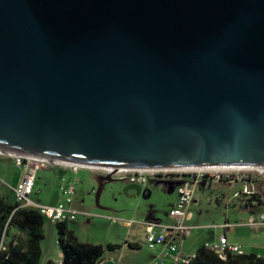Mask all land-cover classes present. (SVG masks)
<instances>
[{
	"label": "water",
	"instance_id": "95a60500",
	"mask_svg": "<svg viewBox=\"0 0 264 264\" xmlns=\"http://www.w3.org/2000/svg\"><path fill=\"white\" fill-rule=\"evenodd\" d=\"M0 153L264 170V0H0Z\"/></svg>",
	"mask_w": 264,
	"mask_h": 264
},
{
	"label": "crops",
	"instance_id": "0c3cea01",
	"mask_svg": "<svg viewBox=\"0 0 264 264\" xmlns=\"http://www.w3.org/2000/svg\"><path fill=\"white\" fill-rule=\"evenodd\" d=\"M20 168L21 175L12 178L14 184L9 186L10 189L14 188L21 180L24 168ZM38 171L52 180V183L47 188L48 192L45 194V199L40 205L53 207L61 201L59 194L60 176L65 175L67 179L74 182L75 194L73 201L70 204H65V207L77 212L76 218L73 221H69L68 225L79 241L102 246L120 244V249L104 252L103 262L112 261L113 264H133V259H130V257L134 255L135 250L141 247L138 235L142 236L144 240L146 237L144 222L150 220L161 224L170 223L168 214L163 221L156 214L153 206L149 207L142 203V201L151 198L153 194L151 188L159 184L158 182L151 183L146 188H142L150 190L151 194L148 198L137 195L133 190L126 188L123 190L115 188L114 190V186L105 184L99 195L98 203L95 202L98 206L102 203L103 206L100 209L104 212L94 213L93 211L86 210V208L90 207L84 203L85 196L89 193V190L94 192L95 198L99 173L87 170L90 179L89 181H83L76 176L78 174L74 177V175H67L69 173L63 174L58 169H40ZM38 178V173H36L35 185ZM202 184L204 185L202 193H204L205 189L210 191L213 188L216 192L211 197L202 198V196L197 194V189L199 191L200 189L194 186L195 184L191 186L194 192L193 201L187 209L184 219L185 225L191 227V232L189 236L177 242L180 252L185 256L193 255L199 246L204 244L214 246L218 244L221 237H226L227 241L232 245L238 246L243 254H254L264 257V225L261 222V217L264 216V180H257L249 184L246 182ZM247 185L250 194L243 195V197L240 196L242 197V201H237L236 198ZM104 192L105 194H103ZM117 192L121 195V200L114 199L113 193ZM0 194L3 195L1 187ZM252 194H254V199L251 197ZM175 201L176 193L169 202V210L173 207ZM221 206L223 207L222 215L218 211ZM191 207L195 208V213L190 212ZM207 208H210L211 211H207ZM208 212L210 214H207ZM89 214H94V217L100 220L99 223L102 225L97 228H99L98 233L103 238V241H96L95 237H91L89 232L83 230L87 222L85 219H78V216L88 218ZM213 217L220 221L209 222ZM89 226L92 225L90 224ZM12 231L14 233L17 232L15 229H12ZM206 231L210 234L207 235ZM129 244L134 247H129ZM162 252L163 248L160 246L155 252H152L154 264H170L167 261L162 262ZM51 261L59 263L60 253L56 259H51Z\"/></svg>",
	"mask_w": 264,
	"mask_h": 264
},
{
	"label": "built area",
	"instance_id": "2783aa9c",
	"mask_svg": "<svg viewBox=\"0 0 264 264\" xmlns=\"http://www.w3.org/2000/svg\"><path fill=\"white\" fill-rule=\"evenodd\" d=\"M15 159L18 167L25 169L20 182L11 189L14 200L21 207L32 208L39 212L46 220L52 223L73 221L77 212L69 210L65 204H70L73 201L75 194L74 182L66 178L65 175L59 179V194L61 201L56 206L38 205L32 202L31 196L34 191L36 173L40 169H58L61 173L78 174L82 169L91 170L102 175L110 174L113 179L126 181L128 184L138 185L141 188H146L151 181H181L176 187V201L173 207L169 210V224H161L157 221H145L146 237L145 242L149 249L162 247L163 252L161 260L167 261L170 264H189L193 255H183L177 245L179 240H182L190 235L191 227L185 225L184 219L187 209L193 201V189L190 184L198 183H219L225 182H246L253 183L257 178L244 177L231 179L230 170H215L212 168H161V169H94L86 168L76 164L63 162H48L37 161L30 158L12 156ZM35 163L33 167L29 165ZM253 170V169H251ZM256 173L258 171L254 170ZM253 182H252V181ZM248 185L243 188L241 195H249ZM261 222L264 225V216L261 217ZM204 246L214 251L219 257L223 258L225 252L235 254H243L238 246L230 244L226 237H221L217 245L204 244ZM60 263V262H59ZM56 263V264H59ZM101 262L100 264H105ZM161 264V263H160Z\"/></svg>",
	"mask_w": 264,
	"mask_h": 264
},
{
	"label": "trees",
	"instance_id": "16d2710c",
	"mask_svg": "<svg viewBox=\"0 0 264 264\" xmlns=\"http://www.w3.org/2000/svg\"><path fill=\"white\" fill-rule=\"evenodd\" d=\"M11 197L12 200L8 201L0 194V264H38L46 219L35 209L21 207L15 202L13 194ZM251 197L254 199V194ZM55 227L60 253L59 264H100L105 251L121 248L118 244L102 246L81 242L69 228L68 222H56ZM12 229L17 234L11 235ZM128 246L134 247L131 244ZM45 264L56 263L49 260ZM189 264H264V257L225 252L221 258L201 245L194 252Z\"/></svg>",
	"mask_w": 264,
	"mask_h": 264
},
{
	"label": "rangeland",
	"instance_id": "374dc122",
	"mask_svg": "<svg viewBox=\"0 0 264 264\" xmlns=\"http://www.w3.org/2000/svg\"><path fill=\"white\" fill-rule=\"evenodd\" d=\"M35 165V163H31L29 166L33 167ZM25 171V169H24ZM23 171V172H24ZM38 173V179L36 182V185L34 187V191L33 194L31 196V200L33 203L35 204H40L44 199H45V194H47L48 190V186L52 183L51 179H48L43 173L41 172H37ZM230 174V178L231 179H235L237 178H243L244 177H250L252 178H257L258 180H264V175L262 174H258L256 173L254 170L251 169H239V170H230L229 171ZM17 175H21V168L18 167L16 165L15 159L12 156H7V155H2L0 154V187L2 188L3 191V196L8 199V201L12 200V192L11 189L9 188L10 185L14 184V181L12 180V178L14 176ZM67 175H72V174H67ZM78 178H81V180L83 181H89V173L86 169H82L80 170V172L78 173V175H76ZM75 177V175H74ZM73 177V178H74ZM252 181V180H251ZM156 182H158L159 184L152 186V196L151 198H149L146 201H142L143 204L148 205L149 207H154L155 212L158 216H160V218L164 221L167 214H168V210L170 208V200L175 196L176 193V187L181 183V181H162V180H157ZM225 182V181H222ZM241 182V181H240ZM253 182V181H252ZM211 184H216V183H211ZM191 186L193 184H190ZM112 186H114V190L115 188L117 190H123L125 189V183L123 182H116L114 184H112ZM194 186H197V188L200 189V191L197 189V194L199 196H202V198H207V197H211L212 194H214L216 192V190L213 188L210 191L209 190H204V193H202L201 191L203 190V184L202 183H198L195 184ZM42 191V192H40ZM106 192V191H105ZM105 192L103 194H105ZM113 197L114 199H118L121 200V195L117 193H113ZM243 195L239 194V196L236 198L237 201H242V197H240ZM86 206L90 207V208H86V210L88 211H93L94 213H102L104 212L103 210L100 209V207H102V203L98 206L95 204V198H94V192H91V190H89V193L86 194L85 196V203ZM207 211H211L210 208L206 209ZM205 210V213H206ZM219 213L222 215V211H223V207H219L218 209ZM190 212L195 213V208L191 207L190 208ZM207 214H210L209 212ZM219 214V216H220ZM92 215V216H90ZM94 214H89L88 218H84L82 216H78V219H85L86 220V227L83 228L84 231L89 232L91 237H95L94 239L96 241H103V238L100 237L101 235L98 233L99 228H97L98 226L102 225L99 219H96L94 217ZM216 216V215H215ZM216 222V221H220L217 218L213 217L212 220H210L209 222ZM92 226H89V225ZM89 229V230H88ZM44 238L40 243V247H41V258L39 260L38 264H45L47 261L51 260V259H56L59 255V248L57 246V242H56V235H57V230L55 227V223L50 222L49 220H45V224H44ZM55 233V235H54ZM10 234H17L14 233V231H11ZM206 234L209 235L210 233H208L206 231ZM138 239H139V244H140V248L135 250L134 255L130 257V259H133V264H154V260L152 258V252H155V250L158 247H155L153 249H149L144 238L140 235H138ZM7 241V240H6ZM5 241V242H6ZM120 245V244H118ZM57 263V262H56Z\"/></svg>",
	"mask_w": 264,
	"mask_h": 264
},
{
	"label": "flooded vegetation",
	"instance_id": "af4514ba",
	"mask_svg": "<svg viewBox=\"0 0 264 264\" xmlns=\"http://www.w3.org/2000/svg\"><path fill=\"white\" fill-rule=\"evenodd\" d=\"M100 176H104V175H102V174H99V176H98V179H99V177H100ZM122 182H123V183H125V188H127V187H129V186H132V185H133V184H128L126 181H123V180H122ZM153 183H156V181H155V182H153ZM150 184H151V183H150Z\"/></svg>",
	"mask_w": 264,
	"mask_h": 264
},
{
	"label": "bare ground",
	"instance_id": "6f19581e",
	"mask_svg": "<svg viewBox=\"0 0 264 264\" xmlns=\"http://www.w3.org/2000/svg\"><path fill=\"white\" fill-rule=\"evenodd\" d=\"M1 154V153H0ZM3 155V154H2ZM7 156H9V155H7ZM215 170H233V169H215ZM235 170H239V169H235ZM256 171H258L259 173H262V172H264V170H262V169H258V170H256Z\"/></svg>",
	"mask_w": 264,
	"mask_h": 264
}]
</instances>
